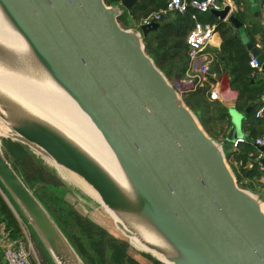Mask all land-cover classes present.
I'll list each match as a JSON object with an SVG mask.
<instances>
[{
  "label": "water",
  "instance_id": "1",
  "mask_svg": "<svg viewBox=\"0 0 264 264\" xmlns=\"http://www.w3.org/2000/svg\"><path fill=\"white\" fill-rule=\"evenodd\" d=\"M136 1L0 0L40 64L99 131L136 198L126 196L69 139L11 105L0 92V106L8 112L13 132L3 137L27 145L79 177L111 211L137 216L153 226L171 252L151 244L144 250L130 231L113 221L152 255L154 250L173 264H264V189L258 194L239 186L223 143L205 131L174 83L145 51L143 36L160 23L121 26L118 17ZM210 12L237 29L264 74V55L248 40L230 6ZM231 116L230 141L242 135L240 116L233 111ZM257 148L264 150L263 145ZM261 161L264 164V157ZM0 183L54 264H58L54 243L84 264L1 146Z\"/></svg>",
  "mask_w": 264,
  "mask_h": 264
},
{
  "label": "trees",
  "instance_id": "2",
  "mask_svg": "<svg viewBox=\"0 0 264 264\" xmlns=\"http://www.w3.org/2000/svg\"><path fill=\"white\" fill-rule=\"evenodd\" d=\"M166 1L167 0H137L130 9L124 10V12L118 17V21L123 23L122 27H130L131 24L129 23V19L131 15L135 16V19L137 20V17L139 16L138 13L145 15L151 11L163 8ZM192 14H195L200 21L211 22L216 25V29L222 38L220 58L224 57V60L227 62L233 61L236 57L239 60L245 58L244 43L239 36L237 37L238 34L232 32L231 26L227 22L218 20L210 11L200 12L189 8L184 13H169L158 20L160 25L156 30L143 36L145 51L153 57L155 64L167 78H172V76L175 78H181L184 74L187 65V60H185L187 49L185 36L193 24L191 18ZM235 15L237 16V14ZM255 33L256 29L251 32L252 35ZM156 51L159 52L158 55H155ZM231 71L238 76L243 75L246 77V74H241L242 72L240 71L239 63L234 65L231 68ZM263 88L264 85L262 86V89ZM207 96L205 88H200L194 92L184 94L183 100L195 113L205 131L210 136L216 137L219 134V130L223 128V121L228 118V109L218 101L208 100ZM249 113L250 111L248 114ZM216 126L217 129L215 128ZM1 139V148L5 157L26 184L23 176L17 171V165L23 158L30 156L32 151L27 145L19 141L12 140L8 137H3ZM244 148L245 149L242 150L243 152L230 153L227 150V146L223 145L225 157L230 164L239 186L256 192L250 181L257 180L260 177L262 172L260 169L261 161L260 158L256 159L257 151L253 145H250L249 142H245ZM233 160L239 163V166H235ZM248 160L251 163L250 167L246 166ZM27 187L44 206L50 217L73 246L84 264H141L135 258L127 254L128 252L124 243L122 244V242L120 243L111 238L103 226L94 222L88 216L82 215L73 203L65 202L66 200H63L62 197L53 195V201L58 206H62L60 209L61 214H55V210L57 209H53L49 202H46V200L42 199L40 195L36 193L35 189L29 187V185H27ZM0 188L8 198H10L1 183ZM55 188L56 187H54V189ZM37 189H39V193L46 195V190H50L52 187L45 185L40 186ZM10 201L13 202L11 199ZM20 216L30 228L32 235L40 242L39 238L21 213ZM0 219L4 222L6 228L10 230L12 237L20 235L21 231L18 221L1 193ZM73 224L81 227L80 236L81 238L85 237V239L88 240L89 244L86 247H88L90 252L86 253L81 241L80 243H77L74 239L70 229V225L72 226ZM42 247L44 257L48 264H54L43 245ZM152 262L153 264H163L155 259H152Z\"/></svg>",
  "mask_w": 264,
  "mask_h": 264
},
{
  "label": "bare ground",
  "instance_id": "3",
  "mask_svg": "<svg viewBox=\"0 0 264 264\" xmlns=\"http://www.w3.org/2000/svg\"><path fill=\"white\" fill-rule=\"evenodd\" d=\"M0 92L11 105L19 107L28 115L48 124L90 156L114 180L119 188L131 199H135L134 189L113 152L95 128L88 116L78 107L69 94L61 88L40 64L25 39L12 24L0 7ZM1 105V103H0ZM8 112L0 106V130H11ZM56 166V165H55ZM61 174L68 176L56 166ZM71 178L74 176L69 175ZM81 187H88L104 206L112 221L121 224L144 250L148 244L171 252L165 239L145 220L132 215L111 211L99 199L97 193L83 180ZM58 264H78L68 250L59 243L53 244ZM153 251V252H152ZM151 252L159 259L163 254Z\"/></svg>",
  "mask_w": 264,
  "mask_h": 264
},
{
  "label": "crops",
  "instance_id": "4",
  "mask_svg": "<svg viewBox=\"0 0 264 264\" xmlns=\"http://www.w3.org/2000/svg\"><path fill=\"white\" fill-rule=\"evenodd\" d=\"M253 2L254 4H252V1L250 0H231L230 9L234 14H237V16H235L243 23L244 31L248 40L253 41L264 55V0H254ZM227 23L231 26L232 32L237 34V29H235L229 22ZM255 29L256 33L252 35L251 32ZM221 44L222 38L216 29V34L213 38V46L208 48V50L213 51L214 53V60L211 62L208 71V79L214 83L219 95L218 98L213 100L209 99L208 96L207 98L210 101H218L228 109V118L222 123L223 128L219 130L220 137L218 140L222 142L223 145L227 146V150L230 153L243 152L242 150L245 149L244 143L249 142V144L253 145L256 149V155L258 156V154H261L259 157L261 161L264 157V150L257 148L258 145L255 143V139L264 134V116L257 117L255 112L259 106L260 95L264 92V88L262 89V86L264 85V74H251L253 69L249 66V60L252 55L247 50L245 44V58L239 60L236 57L233 61L229 62L225 61L224 57L220 58ZM216 56L217 59H215ZM186 57L185 60H187ZM215 60L218 64H214ZM238 63L240 71L242 72L241 74H246V77L243 75L238 76L231 71V68ZM205 90L208 95V88H205ZM232 111L240 116V130L242 133L241 137H238L242 140L238 141L237 146L234 148L231 145L233 140H229V130L232 124ZM249 111L250 113L248 114ZM262 145L264 146V144ZM233 164L239 166V163L234 160ZM246 166H251L249 160L246 163ZM260 169L262 171L260 177L257 180L250 181L254 190L258 194L264 189V164L262 161Z\"/></svg>",
  "mask_w": 264,
  "mask_h": 264
},
{
  "label": "built area",
  "instance_id": "5",
  "mask_svg": "<svg viewBox=\"0 0 264 264\" xmlns=\"http://www.w3.org/2000/svg\"><path fill=\"white\" fill-rule=\"evenodd\" d=\"M225 4L230 6L231 0H167L163 8L152 11L142 17L136 27L151 21L158 22L163 15L168 13H184L189 8L200 12L212 9L218 10L223 8ZM191 18L193 24L185 36L187 66L183 76L175 80V87L181 95L194 92L200 88H208V98L213 100L218 98L219 94L214 83L208 79L209 67L214 60V53L208 48L213 46L216 25L211 22L200 21L195 14H192ZM249 66L253 69L252 75L263 73L261 65L258 64L257 59L253 56L249 60ZM255 115L257 117L264 116V92L260 95V102ZM241 140V138L233 140L231 142L232 147H236L238 141ZM255 143L257 145L264 144V134L256 138ZM260 156L261 154H258L256 159ZM14 215H16L17 219V214L14 213ZM17 221L19 222L21 233L17 237H12L10 230L6 228L4 222L0 219V264H35L31 258L29 241L25 233V228L28 225L26 223V226L23 225L19 218Z\"/></svg>",
  "mask_w": 264,
  "mask_h": 264
},
{
  "label": "rangeland",
  "instance_id": "6",
  "mask_svg": "<svg viewBox=\"0 0 264 264\" xmlns=\"http://www.w3.org/2000/svg\"><path fill=\"white\" fill-rule=\"evenodd\" d=\"M150 13V12H149ZM148 13V14H149ZM142 15L141 13H138L137 20L135 19V16L130 17L129 23L131 24L130 27H136L138 21L145 17L146 15ZM121 26L123 23L119 22ZM129 28V27H124ZM217 59V56L216 58ZM214 64L216 63V60L214 61ZM170 82L174 83L175 80L179 79L178 77L172 76V78H168ZM205 95V94H204ZM184 94L181 95L183 98ZM217 129V126L215 127ZM220 134V132H219ZM219 134L214 137L217 141H219ZM13 135V132L11 130L6 131V133H3L2 130H0V146H1V138L3 136H9ZM30 149V148H29ZM32 153L30 156H27L26 158H23L21 162L17 165V171L23 176L24 181L26 182L29 187L36 190V193L40 195V197L46 202L50 203V206L55 210V214H61L60 209L61 205L58 206L53 201V195H57L63 198V200H66L65 202H71L74 204V206L78 209L79 212L82 213V215L88 216L90 219H92L94 222L98 223L99 225L103 226V228L108 232L109 236L118 242L124 243L126 246L127 254L135 258L138 262L141 264H153L152 259H155L159 262L154 255H152L148 251H144L137 245L130 237L124 235L118 227H116L113 224L112 219L108 215V213L105 211L104 207L101 205V203L98 201V199L92 195V191L86 187L85 189L80 186L78 181L80 182V178L74 175L73 173L62 169L68 176L61 174V172L58 171V169L54 166V163L48 159L46 156L36 152L35 150H32ZM228 166L230 167V164L227 162ZM231 168V167H230ZM72 174L74 177L71 178L69 175ZM50 186L52 189L46 190V195H42L39 193L40 186ZM54 187H56L54 189ZM246 189V188H245ZM1 190V194L5 201L11 206L13 214L16 213L18 218L21 220V223L26 226V222L21 219L20 212L17 211L14 204L10 201L11 198H8V196ZM51 191V192H50ZM55 192V193H54ZM50 193V194H49ZM10 197V196H9ZM16 216V215H15ZM17 218V219H18ZM19 224V222H18ZM71 232L73 234L74 239L77 241V243L83 244L84 250L86 253L90 252L88 249V240L84 238H81L80 231L81 227L79 225H70ZM25 233L27 236V240L29 241V249L31 252V258L34 261L35 264H48L46 258L43 254V247L41 243L38 241L36 237L32 235V232L30 228L27 226L25 228ZM163 263V262H161ZM109 264V263H107ZM165 264V263H163Z\"/></svg>",
  "mask_w": 264,
  "mask_h": 264
}]
</instances>
